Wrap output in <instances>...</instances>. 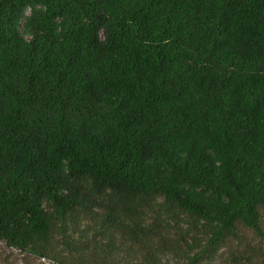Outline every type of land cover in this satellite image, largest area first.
Wrapping results in <instances>:
<instances>
[{
  "label": "trees",
  "instance_id": "16d2710c",
  "mask_svg": "<svg viewBox=\"0 0 264 264\" xmlns=\"http://www.w3.org/2000/svg\"><path fill=\"white\" fill-rule=\"evenodd\" d=\"M0 241L264 264V0H0Z\"/></svg>",
  "mask_w": 264,
  "mask_h": 264
},
{
  "label": "rangeland",
  "instance_id": "374dc122",
  "mask_svg": "<svg viewBox=\"0 0 264 264\" xmlns=\"http://www.w3.org/2000/svg\"><path fill=\"white\" fill-rule=\"evenodd\" d=\"M0 264H51L45 259H38L31 256H25L19 250L8 247L0 241ZM218 264H228L224 259H220Z\"/></svg>",
  "mask_w": 264,
  "mask_h": 264
}]
</instances>
